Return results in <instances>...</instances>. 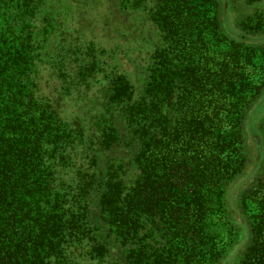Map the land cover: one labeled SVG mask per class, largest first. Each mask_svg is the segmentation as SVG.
Returning a JSON list of instances; mask_svg holds the SVG:
<instances>
[{
    "label": "trees",
    "instance_id": "obj_1",
    "mask_svg": "<svg viewBox=\"0 0 264 264\" xmlns=\"http://www.w3.org/2000/svg\"><path fill=\"white\" fill-rule=\"evenodd\" d=\"M258 51L264 0H0V264H264Z\"/></svg>",
    "mask_w": 264,
    "mask_h": 264
},
{
    "label": "rangeland",
    "instance_id": "obj_2",
    "mask_svg": "<svg viewBox=\"0 0 264 264\" xmlns=\"http://www.w3.org/2000/svg\"><path fill=\"white\" fill-rule=\"evenodd\" d=\"M219 1H220V4H221V1L222 0H219ZM240 6H239V4L237 2L234 4L233 10H235V13L230 14V19H229V21H230L229 23L231 25V28L233 30L235 29L236 31H239V32L241 30H240V28L238 26V20H239V17H240L239 16L238 9H242L244 7V5L242 3H240ZM101 11L106 14V10H102L101 9ZM92 20L94 21V23H92V26H99L100 27V24L97 22V20L95 18H93ZM114 25H115V27H117V26L120 27L122 25V23L121 22H114ZM133 44L134 45H137L139 43L134 40V43ZM141 53H142L141 54V57L144 58L145 54L142 52V50H141ZM257 53L262 56V63L263 64L260 66L258 63H254L253 62L250 66H247L248 67L247 74H248L249 78H251L252 80H255V82L256 81L258 82L261 79H264V74L262 73V70L264 68V62H263L264 53L263 52H260V51H258ZM119 56H121V55H119ZM135 59H137L136 58V54L135 53H132V54H129V56H128L127 59H121V63L128 70H131L132 69L131 68L132 67V64H131L130 61L135 60ZM257 109H258V112H257L258 114L256 115L254 121H255V126L258 125V127L260 128V124L264 120V102H262L261 105H259V108H257ZM244 129H246V124H244ZM246 137H247L246 142H247V145H248L249 149L247 150L248 151L247 152L248 153L247 165L245 167V171H244L243 174H245L246 172H248L250 170V168H251V166L253 164V161H254V157H255V148L253 146V140L250 137H248V135H246ZM262 152L264 154V150ZM259 167H261V163L259 164ZM252 178H254V176ZM250 182L251 181L249 180L247 182V184H249ZM249 210H250V212H249L250 215L255 212L254 209H253V207H250ZM228 216H233L232 212H229Z\"/></svg>",
    "mask_w": 264,
    "mask_h": 264
}]
</instances>
